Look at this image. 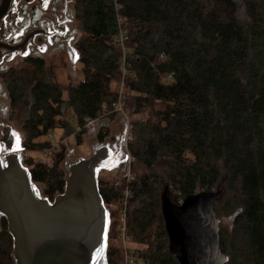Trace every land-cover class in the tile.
Here are the masks:
<instances>
[{"label": "trees", "instance_id": "1", "mask_svg": "<svg viewBox=\"0 0 264 264\" xmlns=\"http://www.w3.org/2000/svg\"><path fill=\"white\" fill-rule=\"evenodd\" d=\"M75 9L84 78L66 89L49 80L37 85L27 101V150L50 149L56 129L70 137V111L82 134L103 106L118 101L123 84L125 113L137 118L127 147L134 174L128 223L145 264H179L161 212L167 186L181 199L223 190L215 202L225 199V206L214 208L234 212L229 253L220 233L227 264H264V0H75ZM64 159L65 147L52 165L26 163L50 201L65 191ZM101 184L110 215L107 262L122 264L110 243L119 209L109 208L122 203L126 185ZM0 264H15L1 214Z\"/></svg>", "mask_w": 264, "mask_h": 264}, {"label": "water", "instance_id": "2", "mask_svg": "<svg viewBox=\"0 0 264 264\" xmlns=\"http://www.w3.org/2000/svg\"><path fill=\"white\" fill-rule=\"evenodd\" d=\"M94 122L88 123V125ZM98 123V122H97ZM118 152L98 150L72 165L65 191L51 202L39 197L31 174L18 160L0 176V212L14 238L18 264H108L110 215L99 189V171L116 166ZM220 188L173 202L170 187L161 194L168 251L179 264H227L220 243L215 201Z\"/></svg>", "mask_w": 264, "mask_h": 264}, {"label": "flooded vegetation", "instance_id": "3", "mask_svg": "<svg viewBox=\"0 0 264 264\" xmlns=\"http://www.w3.org/2000/svg\"><path fill=\"white\" fill-rule=\"evenodd\" d=\"M79 36L75 0H0V176L11 159L25 166L27 101L40 82L56 83L55 63L71 61Z\"/></svg>", "mask_w": 264, "mask_h": 264}, {"label": "rangeland", "instance_id": "4", "mask_svg": "<svg viewBox=\"0 0 264 264\" xmlns=\"http://www.w3.org/2000/svg\"><path fill=\"white\" fill-rule=\"evenodd\" d=\"M81 36L82 34L80 32L79 37ZM66 61L67 58L65 57L62 58V60L58 58L54 66L55 82L65 89L70 85H78L80 81H82L84 78L82 73V67L79 62V54L76 48L74 49L73 58L71 59V61ZM63 62H65V64ZM64 91L67 93V90ZM68 115L70 126L73 129L74 133L70 137H66L64 135V131L61 129H56L55 131H53V133L50 135L51 137L49 138V140L55 148L49 156H47V150L44 152H39L30 151L26 148L27 151L24 156L26 167L27 161L31 159H34L35 162H44L48 165H52L54 161V156L58 152H60L63 147H65V159L60 164V170L65 173V178L67 179V177L69 176V169L72 165L76 164L80 160L89 159L92 155H94L98 150L102 148H108L113 151L114 147H116V143H118V140L122 139V142L120 143L121 151L118 154V164L112 169L99 171V181L100 184L103 183L101 184L103 185V187H110L115 184L126 185L127 177L129 175H131L132 179H134V174L131 172L132 161L131 157L129 156L128 149L124 145V136L126 127H129V129H131V122L133 121V119L137 118L131 117L126 113V117L121 112L115 113L116 116L114 120L110 121L106 117L105 119L98 121V123L94 122L93 124L87 125L84 132L82 134L80 133V135L78 133L79 131H76L79 128L77 119L74 117L71 111ZM105 130H107V133H105ZM100 133L106 134V137L103 142H100L99 140ZM78 135H80V138H78ZM42 140L45 141L46 138H43ZM27 169L29 170V167H27ZM33 187L39 197L49 200L44 195V190L46 188L44 184L33 182ZM213 190H216V188ZM197 193H200V191ZM176 198H178V200L182 198L180 192L172 191V200L174 201V203ZM224 203L225 199H222L221 202H215V204H218L219 207H224ZM121 204L122 203H116L114 205H111L109 209H111V211H117L119 209L120 211L122 206ZM217 216L220 219V233L224 235L225 243L228 249L227 252L229 253L233 248L232 231L234 227V212H231V210L227 211L223 209L221 212H217ZM116 232V240L110 241V243L112 246L117 247L120 251H122V245H120V242L118 240V224ZM134 247L139 248L138 245H135ZM15 264H18L16 258Z\"/></svg>", "mask_w": 264, "mask_h": 264}, {"label": "built area", "instance_id": "5", "mask_svg": "<svg viewBox=\"0 0 264 264\" xmlns=\"http://www.w3.org/2000/svg\"><path fill=\"white\" fill-rule=\"evenodd\" d=\"M121 41L125 40L124 35L121 34L120 36ZM125 69V68H124ZM119 96L118 101L112 103L111 107L103 106L104 113L95 121L98 122L100 120L105 119L110 114L115 113H123L125 115L124 106H123V94L124 88L123 84L119 89ZM126 117V115H125ZM51 137V136H50ZM131 141V134L129 127L125 129V136H124V145L128 147L129 142ZM54 146L48 149L47 156L51 155L50 153L54 151ZM132 177L129 175L127 177V184L123 191L122 196V206L117 216V224H118V240L120 245H122V256L123 262L122 264H145L146 260L142 255L141 251L138 250L137 247H134L136 244L133 242L132 236L130 235V228L128 223V214H129V199L131 198L132 192L130 189V184L132 182ZM183 204V199H179V205Z\"/></svg>", "mask_w": 264, "mask_h": 264}, {"label": "snow or ice", "instance_id": "6", "mask_svg": "<svg viewBox=\"0 0 264 264\" xmlns=\"http://www.w3.org/2000/svg\"><path fill=\"white\" fill-rule=\"evenodd\" d=\"M45 6H47V0H45ZM17 139H18V137H17Z\"/></svg>", "mask_w": 264, "mask_h": 264}]
</instances>
